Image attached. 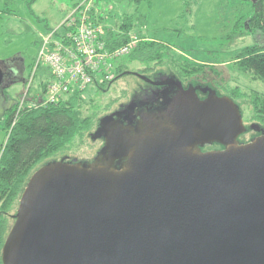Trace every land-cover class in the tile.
Segmentation results:
<instances>
[{"label": "water", "instance_id": "95a60500", "mask_svg": "<svg viewBox=\"0 0 264 264\" xmlns=\"http://www.w3.org/2000/svg\"><path fill=\"white\" fill-rule=\"evenodd\" d=\"M175 86L133 126L102 118L93 161L28 177L2 264H264V132L241 142L232 98Z\"/></svg>", "mask_w": 264, "mask_h": 264}, {"label": "rangeland", "instance_id": "374dc122", "mask_svg": "<svg viewBox=\"0 0 264 264\" xmlns=\"http://www.w3.org/2000/svg\"><path fill=\"white\" fill-rule=\"evenodd\" d=\"M248 1L96 0V10L105 29L116 31L125 23L130 30L128 34L136 35L139 42L140 35L162 46L164 55L161 59L151 61V64L131 62L127 56L119 60L130 70L139 71L152 79L159 80L172 73L176 74L171 64L174 59L177 61L179 58L188 59L206 67L215 66L214 70H219L221 74H218L219 81L212 76V83H216L220 93L228 96L233 88H237L240 92V98L236 99V103L246 128L245 133L240 136V141L246 142L264 132L250 99L252 96L264 94V84L250 73L241 74L236 71L233 63L236 54L244 47L259 44L263 39L258 31L250 30L247 22H243L250 10ZM29 2L30 0H16L5 10L4 2L0 0V66L10 58L19 56L23 60L25 67L23 74L26 76L37 54L41 35L57 28L71 7L67 0H36L31 5L28 4ZM41 70L46 71V68L42 67ZM120 76L115 77L106 90L100 91L94 87L87 90L86 94L91 95L93 99L86 100L82 113L90 115L96 111L94 126L89 132H85L81 139L77 137L69 149L48 158L31 174L49 161L63 159L73 163L94 160L104 142L102 135L96 133L99 121L108 116L109 112L119 104H127L130 96L135 98L146 86L145 82L135 77L122 76V74ZM184 76L186 77V74ZM206 76V80L201 79L198 82L209 83L211 76L208 70L204 74V79ZM186 78L188 79L182 78V81L192 82L195 76L192 79ZM41 80L40 78L35 80L32 92H36L35 88ZM22 88V82L9 84L4 91L5 98L18 102ZM149 97L154 98L152 94ZM1 114L0 107V153L7 138L2 129L4 118ZM213 145L221 148L219 145ZM18 200L15 210L11 211L10 215L15 214ZM13 221L14 218L8 220V230Z\"/></svg>", "mask_w": 264, "mask_h": 264}, {"label": "trees", "instance_id": "16d2710c", "mask_svg": "<svg viewBox=\"0 0 264 264\" xmlns=\"http://www.w3.org/2000/svg\"><path fill=\"white\" fill-rule=\"evenodd\" d=\"M15 1L3 0L5 10ZM35 1L30 0L28 4L31 5ZM67 1L73 7L81 0ZM248 3L250 10L243 22H247L246 24H248L250 30L258 31L257 33L263 39L259 44L255 43L244 47L236 54L233 63L236 71L241 74L250 73L255 79L264 84V0H249ZM94 9L95 0L90 12L92 20H94L92 17ZM96 16V20L94 21L96 22L97 18L100 21L101 17L97 13ZM99 24L103 27L101 22ZM103 29L109 49L120 46L128 41L130 30L125 23L121 24L116 31L105 29L104 27ZM138 37L141 38L140 42L136 44L127 56L129 61L148 62L151 64V61L161 59L164 51L160 44L150 39L146 40L145 37L140 35ZM171 64H173V69L176 71L175 75L179 78L188 79L186 77H190L192 79L195 76V79L193 78L194 80H191V83H195L197 86L208 85L204 87L213 88L218 95H224L217 89L216 83H212V76L219 81L218 74H221L219 70H214L215 66L209 67L208 65L206 67L196 64L191 60H182L180 58L178 61L174 59ZM124 69L128 68L123 62L118 61L114 76L116 77ZM207 70L210 72L211 79H209V83L211 84H200L198 80L207 79V76L204 79V74ZM185 74L186 77L184 76ZM172 75L174 74L172 73ZM110 83L94 88L103 91L109 88ZM86 92L62 96L58 102L47 106L36 108L24 106L19 110H17L14 100L5 98V92L0 95L5 101L1 116L4 118L2 129L5 131V137H7L1 147L0 153V264H2L1 248L8 232V220L13 218V214L10 215V212L15 210L16 201L20 198L31 172L48 158L69 149L77 137L81 139L85 132H89L94 126L93 119L96 111L90 115L82 113L86 100L91 101L93 99ZM228 96L236 102V99L240 98V92L237 88H233L228 93ZM140 98L146 100V97ZM148 98L150 99V97ZM250 99H252L256 115L262 123V126L259 125L264 130V94L256 97L252 96Z\"/></svg>", "mask_w": 264, "mask_h": 264}, {"label": "built area", "instance_id": "2783aa9c", "mask_svg": "<svg viewBox=\"0 0 264 264\" xmlns=\"http://www.w3.org/2000/svg\"><path fill=\"white\" fill-rule=\"evenodd\" d=\"M93 5L94 0L79 1L57 28L41 35L20 100L15 102L17 110L54 104L62 96L112 82L116 63L128 56L139 40L128 34L126 43L109 49L103 27L91 19ZM37 78L42 80L32 92Z\"/></svg>", "mask_w": 264, "mask_h": 264}, {"label": "flooded vegetation", "instance_id": "af4514ba", "mask_svg": "<svg viewBox=\"0 0 264 264\" xmlns=\"http://www.w3.org/2000/svg\"><path fill=\"white\" fill-rule=\"evenodd\" d=\"M0 68L2 69L4 74L3 83L0 86V95L3 94L5 88L9 84L14 82H22V83L25 82L27 76L23 74L25 71V67L21 57L14 56L13 58H10L5 63H2ZM121 74L122 76L129 75L135 77L141 80L142 82H145L146 84V86L143 88V90L140 93L141 95L137 94L135 98H131L130 96L131 99L130 98L127 99L126 102L127 104L124 103L119 104L117 108H114L108 114L109 118L125 126L135 125L136 120L138 119V113H140L142 110L153 111V110L162 109L164 106H166L170 96L172 95L173 89L176 87L175 86L176 82H180L184 88L189 87L191 85L194 87L197 86L195 83L191 84V82H186V83L183 82L182 79L175 74L174 75L171 74L166 78H162L159 80L152 79L149 77V75L146 76L144 73H141L139 71H133L130 69L122 70L117 76H120ZM140 84L145 85L144 83H140ZM146 88H149V90L146 91L147 90ZM204 88L205 87L203 86H197V93L201 99L205 98V96L207 95V93L203 91ZM150 94L153 95L154 97L153 99L148 98ZM139 97H146V100L142 98L139 99ZM207 148L219 149V147L215 145H206L205 147L202 148V150Z\"/></svg>", "mask_w": 264, "mask_h": 264}, {"label": "crops", "instance_id": "0c3cea01", "mask_svg": "<svg viewBox=\"0 0 264 264\" xmlns=\"http://www.w3.org/2000/svg\"><path fill=\"white\" fill-rule=\"evenodd\" d=\"M96 8H97V2H96V0H95V9L93 10V14H92V17H93V19L94 20H96V13L98 14V12H97V10H96ZM99 16V15H98ZM96 22H99L100 23V21H99V19L97 18V21ZM150 39V38H149ZM4 103H5V101H4V98L2 97V96H0V107H1V109L4 107Z\"/></svg>", "mask_w": 264, "mask_h": 264}]
</instances>
